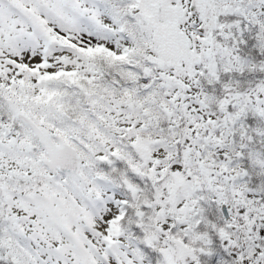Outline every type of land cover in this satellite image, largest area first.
<instances>
[{
    "label": "snow or ice",
    "instance_id": "snow-or-ice-1",
    "mask_svg": "<svg viewBox=\"0 0 264 264\" xmlns=\"http://www.w3.org/2000/svg\"><path fill=\"white\" fill-rule=\"evenodd\" d=\"M0 264H264V0H0Z\"/></svg>",
    "mask_w": 264,
    "mask_h": 264
}]
</instances>
